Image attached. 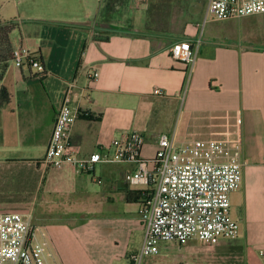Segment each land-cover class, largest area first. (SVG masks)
<instances>
[{"label":"crops","instance_id":"obj_1","mask_svg":"<svg viewBox=\"0 0 264 264\" xmlns=\"http://www.w3.org/2000/svg\"><path fill=\"white\" fill-rule=\"evenodd\" d=\"M39 2L22 9V0L0 1V19H15L18 26L10 34L12 48H27L43 67L38 72L9 63L0 82L8 95L0 103V164L34 166L29 201L36 208L29 213L47 229L60 260L129 264L135 252L128 245L135 239L139 250L144 232L142 199L126 201L129 192H145L125 181L133 164L83 170L43 163L65 88L73 82L87 96L70 137L75 160L131 131L144 139V159L153 157L161 135L239 137L242 180L230 205L241 231L221 240L215 248L222 252L214 255L264 264L258 255L264 250V14L204 23L208 0H100L95 11L82 14H69L65 0ZM212 22L220 23L205 33L203 26ZM180 41L197 47L189 68L169 54ZM91 71L98 72L96 80ZM193 246L201 261L215 260Z\"/></svg>","mask_w":264,"mask_h":264},{"label":"built area","instance_id":"obj_2","mask_svg":"<svg viewBox=\"0 0 264 264\" xmlns=\"http://www.w3.org/2000/svg\"><path fill=\"white\" fill-rule=\"evenodd\" d=\"M263 14L264 0H208L204 23L208 17L225 21ZM196 53L197 47L187 41L175 42L169 49L170 56L187 68L194 64ZM10 63L43 71L37 56L23 46L12 50ZM89 77L96 80L98 72L91 71ZM84 91L73 82L66 86L43 163L55 169L72 163L83 170H92L97 163L135 166L125 175V181L145 188L149 199L138 211L143 239L138 252L130 255L129 264H141L143 258L157 255L163 244L212 249L221 240L238 236L239 224L230 214V195L242 180L239 137L177 140L173 135H161L153 157L144 159V139L131 131L113 138L102 151L75 160L70 137L80 102L87 98ZM153 93L161 94L157 89ZM258 255L264 262V250ZM0 264L64 263L47 229L33 222L30 213L4 212L0 213Z\"/></svg>","mask_w":264,"mask_h":264},{"label":"rangeland","instance_id":"obj_3","mask_svg":"<svg viewBox=\"0 0 264 264\" xmlns=\"http://www.w3.org/2000/svg\"><path fill=\"white\" fill-rule=\"evenodd\" d=\"M4 2L9 0H3ZM40 0H22V9L27 7H34L35 3L41 4ZM100 0H65L69 9V14H82L84 11L93 12L98 7ZM139 1V0H138ZM139 5V4H138ZM140 9H144V3L139 6ZM14 12V9H9L8 13ZM220 22H212L205 24L204 31L206 33L207 28L210 26H215ZM202 27V28H203ZM36 172L34 166L30 165H14V164H0V200L10 199V202L0 203V213L4 212H19V213H29L31 208L35 210V205L31 204L29 199L32 194L34 182L36 179ZM3 197V198H1ZM233 204V203H232ZM33 210V211H34ZM231 217L235 219V209L233 205H230ZM34 216V212L32 217ZM35 221V220H34ZM41 223L39 221H35ZM241 229L239 228V232ZM194 245V244H193ZM193 245H187L181 248L170 246V245H161L160 251L155 256H150L143 258L141 264H206V262L201 261L198 257L192 254L194 251ZM129 252L137 253V243L135 239H132L131 243L128 245ZM201 248V247H200ZM222 252V250H217L215 247L212 249H203L201 248V253L210 255V253ZM195 252H199L196 251ZM236 252V251H235ZM224 257V256H223ZM215 258V255H214ZM92 259V258H90ZM93 260V259H92ZM208 263L211 264H235L238 259H235L234 256H225L224 258H218L215 260L207 259ZM80 264H95L89 263L87 260L85 262L81 261ZM113 264L114 261H113Z\"/></svg>","mask_w":264,"mask_h":264},{"label":"trees","instance_id":"obj_4","mask_svg":"<svg viewBox=\"0 0 264 264\" xmlns=\"http://www.w3.org/2000/svg\"><path fill=\"white\" fill-rule=\"evenodd\" d=\"M1 1V0H0ZM17 23L15 19L12 20H2L0 19V82L4 76V73L11 61V53H12V44L10 41V34L13 30L17 29ZM8 99V95L6 91L1 88L0 89V103L6 101ZM142 199L143 203L149 199L148 193L145 192H129L126 195V201L133 202L138 199Z\"/></svg>","mask_w":264,"mask_h":264}]
</instances>
